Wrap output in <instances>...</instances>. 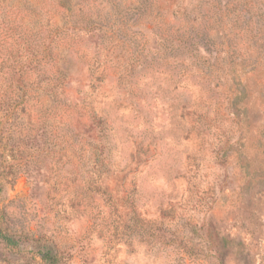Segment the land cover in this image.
Wrapping results in <instances>:
<instances>
[{
	"label": "rangeland",
	"instance_id": "374dc122",
	"mask_svg": "<svg viewBox=\"0 0 264 264\" xmlns=\"http://www.w3.org/2000/svg\"><path fill=\"white\" fill-rule=\"evenodd\" d=\"M0 229V264H264V0H0Z\"/></svg>",
	"mask_w": 264,
	"mask_h": 264
},
{
	"label": "trees",
	"instance_id": "16d2710c",
	"mask_svg": "<svg viewBox=\"0 0 264 264\" xmlns=\"http://www.w3.org/2000/svg\"><path fill=\"white\" fill-rule=\"evenodd\" d=\"M13 96H16V95H13ZM9 100H10V105H8V108L10 109L11 107H13L11 104H14V103H12L11 99ZM0 239L4 241L6 244L11 245V246L17 245L18 243V241L13 236L8 235V233L2 231V229H0ZM42 257L45 259H51L53 263L57 262L56 258L53 255H51L50 250L46 251Z\"/></svg>",
	"mask_w": 264,
	"mask_h": 264
}]
</instances>
